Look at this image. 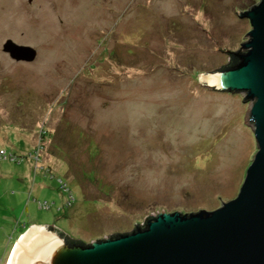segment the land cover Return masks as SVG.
Here are the masks:
<instances>
[{
    "label": "rangeland",
    "instance_id": "rangeland-1",
    "mask_svg": "<svg viewBox=\"0 0 264 264\" xmlns=\"http://www.w3.org/2000/svg\"><path fill=\"white\" fill-rule=\"evenodd\" d=\"M257 1L0 0V264L34 224L89 243L235 198L254 100L202 76L242 50Z\"/></svg>",
    "mask_w": 264,
    "mask_h": 264
},
{
    "label": "water",
    "instance_id": "water-1",
    "mask_svg": "<svg viewBox=\"0 0 264 264\" xmlns=\"http://www.w3.org/2000/svg\"><path fill=\"white\" fill-rule=\"evenodd\" d=\"M238 16L251 29L227 69L203 74L216 91L245 92L254 100L249 118L257 150L235 198L213 210L157 211L131 231L72 242L52 225L28 227L18 239L10 264H264V0ZM220 48V46H218ZM241 48V47H240ZM221 49V48H220ZM12 59L34 61L37 50L7 39Z\"/></svg>",
    "mask_w": 264,
    "mask_h": 264
},
{
    "label": "trees",
    "instance_id": "trees-1",
    "mask_svg": "<svg viewBox=\"0 0 264 264\" xmlns=\"http://www.w3.org/2000/svg\"><path fill=\"white\" fill-rule=\"evenodd\" d=\"M228 54H229V57H228V60H227L226 64L219 66L218 69H216V70H214V71H219V70L227 69L228 67H230V65L234 64L235 59H234V57H233V54L230 53V52H229ZM6 159H7V158H6ZM70 195H71L70 198L67 199V203H70V204H71V202H72V200H73V195H72V194H70ZM65 205H66V204H65ZM143 222H144V221H143ZM137 224H139V223H137ZM23 231H24V229H23L20 233L22 234ZM63 233H64V232H63ZM66 237L68 238V240H70V241H72V242H80V241L83 242L82 240H77V239H75V238L70 237L69 235H66ZM84 243H86V242H84Z\"/></svg>",
    "mask_w": 264,
    "mask_h": 264
},
{
    "label": "built area",
    "instance_id": "built-area-1",
    "mask_svg": "<svg viewBox=\"0 0 264 264\" xmlns=\"http://www.w3.org/2000/svg\"><path fill=\"white\" fill-rule=\"evenodd\" d=\"M0 156L1 157H4V158H8L7 155H6V151L5 150H0Z\"/></svg>",
    "mask_w": 264,
    "mask_h": 264
},
{
    "label": "bare ground",
    "instance_id": "bare-ground-1",
    "mask_svg": "<svg viewBox=\"0 0 264 264\" xmlns=\"http://www.w3.org/2000/svg\"><path fill=\"white\" fill-rule=\"evenodd\" d=\"M9 260V259H8ZM8 264H10L9 262H7Z\"/></svg>",
    "mask_w": 264,
    "mask_h": 264
},
{
    "label": "flooded vegetation",
    "instance_id": "flooded-vegetation-1",
    "mask_svg": "<svg viewBox=\"0 0 264 264\" xmlns=\"http://www.w3.org/2000/svg\"><path fill=\"white\" fill-rule=\"evenodd\" d=\"M29 2H31V0H28Z\"/></svg>",
    "mask_w": 264,
    "mask_h": 264
}]
</instances>
